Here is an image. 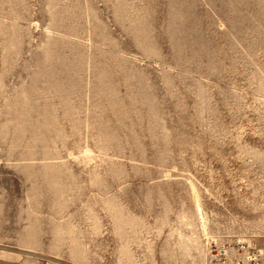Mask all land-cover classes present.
<instances>
[{
  "label": "rangeland",
  "instance_id": "obj_1",
  "mask_svg": "<svg viewBox=\"0 0 264 264\" xmlns=\"http://www.w3.org/2000/svg\"><path fill=\"white\" fill-rule=\"evenodd\" d=\"M219 244L264 264V0H0V264Z\"/></svg>",
  "mask_w": 264,
  "mask_h": 264
},
{
  "label": "built area",
  "instance_id": "obj_2",
  "mask_svg": "<svg viewBox=\"0 0 264 264\" xmlns=\"http://www.w3.org/2000/svg\"><path fill=\"white\" fill-rule=\"evenodd\" d=\"M236 253H240L241 248L239 246H236ZM229 250L226 245L224 246H218L217 249L214 248V246H209V264H233L234 260H229ZM236 264H240L239 261H237Z\"/></svg>",
  "mask_w": 264,
  "mask_h": 264
}]
</instances>
